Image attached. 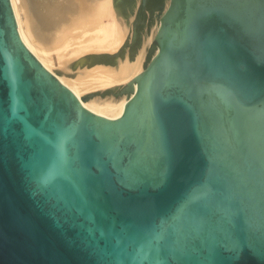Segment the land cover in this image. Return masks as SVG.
<instances>
[{
    "label": "water",
    "instance_id": "obj_1",
    "mask_svg": "<svg viewBox=\"0 0 264 264\" xmlns=\"http://www.w3.org/2000/svg\"><path fill=\"white\" fill-rule=\"evenodd\" d=\"M115 0L148 63L98 116L0 0V264H264V0ZM157 51V53H156Z\"/></svg>",
    "mask_w": 264,
    "mask_h": 264
},
{
    "label": "bare ground",
    "instance_id": "obj_2",
    "mask_svg": "<svg viewBox=\"0 0 264 264\" xmlns=\"http://www.w3.org/2000/svg\"><path fill=\"white\" fill-rule=\"evenodd\" d=\"M10 3L23 44L43 67L72 91L84 108L110 120L119 119L137 91L135 85L134 92L120 100L93 96L83 102L81 98L126 86L143 73L146 49L155 38H149L134 64L126 59L116 67H86L71 78L70 68L77 60L88 54H116L122 48L128 31L118 21L113 0H10ZM55 68L61 73L57 74Z\"/></svg>",
    "mask_w": 264,
    "mask_h": 264
},
{
    "label": "rangeland",
    "instance_id": "obj_3",
    "mask_svg": "<svg viewBox=\"0 0 264 264\" xmlns=\"http://www.w3.org/2000/svg\"><path fill=\"white\" fill-rule=\"evenodd\" d=\"M113 2H114V7H115V11H116V5H115V0H113ZM116 15H117V12H116ZM117 18H118V21H119V23L123 26V27H127V35H126V38H125V42H124V44H123V46L125 45V43H126V40H127V38H128V36H129V26L117 15ZM160 25H161V23H160V20H157V21H155L154 22V33H148V36H147V39H146V43H145V46L144 47H146L147 45H148V40H149V38H155V36H156V34H157V32H158V29H160ZM151 45H152V43L147 47V49H146V57H145V60H144V67H145V65L148 63V59H147V55H148V52H149V50H150V47H151ZM123 46H122V48H123ZM121 48V49H122ZM120 49V50H121ZM119 52V51H118ZM117 52V53H118ZM102 54H108V55H111V54H109V53H102ZM102 54H88L87 56H85V57H88V56H94V55H102ZM139 53H137L136 54V57H137V55H138ZM130 60V55H129V53H125V60ZM121 61H124L123 59H121L120 57L118 58V62H117V65H103V66H112V67H116V66H118L119 65V63L121 62ZM98 65H100V64H96V65H91V66H86L87 68H93V67H95V66H98ZM86 67H81V68H76V69H72V66H71V68H70V75H69V77H71V78H73V77H75V75L78 73V72H80L81 70H83V69H85ZM55 72L57 73V74H60L61 73V70L59 69L58 70V68H55ZM122 87H118V88H112V89H106V90H103V91H99V92H97V93H104V92H106L107 90L109 91V92H111L112 94H114V93H117V92H119L120 91V89H121ZM94 94H96V93H94ZM112 94H109V95H104L103 97L101 96V95H96L95 97H98V98H101V99H111V100H120V99H122V98H128L126 95H124V96H122V97H120V96H114V95H112ZM94 97V98H95Z\"/></svg>",
    "mask_w": 264,
    "mask_h": 264
},
{
    "label": "flooded vegetation",
    "instance_id": "obj_4",
    "mask_svg": "<svg viewBox=\"0 0 264 264\" xmlns=\"http://www.w3.org/2000/svg\"><path fill=\"white\" fill-rule=\"evenodd\" d=\"M162 1L163 0H143L141 10H148L152 17L155 11L159 12L162 9Z\"/></svg>",
    "mask_w": 264,
    "mask_h": 264
}]
</instances>
